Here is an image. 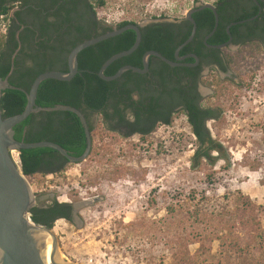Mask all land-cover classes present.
<instances>
[{
  "label": "rangeland",
  "instance_id": "obj_1",
  "mask_svg": "<svg viewBox=\"0 0 264 264\" xmlns=\"http://www.w3.org/2000/svg\"><path fill=\"white\" fill-rule=\"evenodd\" d=\"M203 1L106 0L99 16L108 24L142 23L161 13L184 16ZM244 61L234 65L237 73L245 70L244 80L225 81L220 97L206 99L220 109L206 127L223 145L226 161L191 167L194 136L182 111L144 139L110 131L94 115L84 161L68 164L62 174L27 178L35 202L73 203L79 210L76 223H53L66 261L264 264V245L255 238L264 227V61ZM191 189L194 199H188Z\"/></svg>",
  "mask_w": 264,
  "mask_h": 264
},
{
  "label": "trees",
  "instance_id": "obj_2",
  "mask_svg": "<svg viewBox=\"0 0 264 264\" xmlns=\"http://www.w3.org/2000/svg\"><path fill=\"white\" fill-rule=\"evenodd\" d=\"M18 0H0V15H5L8 19L11 16V10L14 2ZM106 0H51L43 2L41 8L47 11L53 4L58 5L55 12L57 19H60L59 27L62 28L60 36L68 38L67 44L50 45L46 41L38 42L33 46L32 52L28 55L31 65H26L25 58L18 55L14 57V68L9 75V83L20 87L26 91L29 90L33 80L41 73L49 70L67 71V56L70 50L78 43L98 36L102 33L112 30L101 24L99 13L106 7ZM11 20L12 17H10ZM100 18V19H99ZM102 20V19H101ZM129 23H136L133 20H123L117 23V27ZM44 26V24H43ZM19 26H7L6 33L0 32V76L6 77L11 67V55L17 46L14 39L15 32ZM176 25H157L150 29L141 30V42L138 48L128 56L122 57L111 63L104 71L105 75L114 74L123 65L142 66V56L148 50H156L163 56L171 58L174 49L183 41L176 38ZM135 40V33L128 29L114 37L107 38L96 44H93L78 54V72L68 81L56 79L43 80L37 91L36 104L39 107H54L56 105H65L80 110L88 123L89 129L93 130L90 117L98 113L103 119V124L110 130H113L111 124L112 110L120 119H123L120 105H128L135 114L140 116L144 111L148 117L143 120L148 121L150 126L144 134L151 132L156 120L152 117L161 113L158 110L156 97L150 95L149 103L145 110L138 105L144 106L147 99L144 93L139 100H133L131 94L133 88H128L127 81L118 83L119 80L106 81L98 76V70L101 65L113 54L128 49ZM11 44V45H10ZM191 46L186 45L184 51ZM238 62L237 58H232L229 65ZM239 76H241L238 71ZM138 73L126 71L121 76L128 80L131 76ZM161 77V85L171 95L175 90L178 94L174 102L181 105V111L185 114L187 123L191 129L193 144L195 145L193 154L190 158L191 167L198 168L202 162L213 165L217 160L226 161L223 145L211 136L206 127L207 121L218 118L220 114L219 107L210 104L202 105L199 94L195 91V85L187 78L182 76L179 82L175 84L169 81L167 75L162 72L158 74ZM121 78V77H120ZM244 77H241V80ZM210 85H221V81L213 77L206 83ZM143 90V89H142ZM139 89L140 93H142ZM175 92V93H176ZM220 93V92H219ZM173 95V94H172ZM216 97H220L218 90ZM214 98V97H213ZM156 99V101H155ZM128 103H127V102ZM26 105V95L23 91L14 88L2 90L0 99V108L3 117L12 116L21 113ZM165 103V117L161 122L165 125L170 124V107ZM137 121V124L140 123ZM124 126L135 131L136 123L125 120ZM14 137L19 141L38 142L52 141L61 145L72 155L80 156L86 146L85 132L79 117L68 110L39 111L30 114L24 121L13 128ZM144 137V136H142ZM20 165L26 178L37 174H62L66 166L70 164L65 157L56 150L49 147L27 148L19 151ZM188 199H194L197 193L196 189L190 190ZM203 200L207 199L204 194L199 195ZM66 203H54V207L42 208L33 206L30 209V217L36 224L45 225L49 228L53 226L56 213L60 211L62 205ZM67 205V204H66ZM195 215L198 217V213ZM204 220V218H200ZM255 238L260 244L264 245V227H258ZM220 245L225 242V235L217 237Z\"/></svg>",
  "mask_w": 264,
  "mask_h": 264
},
{
  "label": "flooded vegetation",
  "instance_id": "obj_3",
  "mask_svg": "<svg viewBox=\"0 0 264 264\" xmlns=\"http://www.w3.org/2000/svg\"><path fill=\"white\" fill-rule=\"evenodd\" d=\"M45 1L51 2V0H18L13 3L14 6L10 13V17L13 20L10 17L8 19L7 26H19L14 36L17 46L12 55L15 54V56L18 55L20 58H25L26 65H31L28 55L32 52L33 46L38 42L46 41L50 45H63L68 42L67 37L60 36V31L62 30L58 26L60 19H57L53 13L57 10L58 5L53 4L46 11L41 8V5ZM205 5H211L213 9L205 7ZM193 9L195 11L191 13V17L195 21V34L193 39L188 43H191V46L185 51L184 48L188 44L183 46L179 51L181 58L177 59L175 56L176 48L189 37L194 27V24L186 17V13ZM215 12L217 15V26L211 34L216 24ZM186 13L184 16H174L173 18H169L165 13L151 15L149 20L142 22L140 30L145 28L150 29V27H156L157 25L174 24L176 25V38L178 40L183 38V41H180L174 49L172 57L168 58L175 62V65H170L160 58L151 56L146 72L131 76L129 80L122 76H120L121 78H117L119 80L118 83L127 81L128 88H133L131 94L133 100H139L141 95L143 96V93L147 97L144 101V106L138 105L137 108L141 107L142 110H145L149 103L148 97L150 95L156 97L158 110L161 113L155 114L152 117L153 120H156L152 131L144 134V131H147L150 126L148 121L143 120L144 117H148L146 112L144 113L143 111L140 116H137L131 107L121 104L120 108L123 110V119H120L112 110L111 124L113 132L125 138L138 135L141 136L139 138L144 139L147 138L145 136L153 133L158 125H165L161 122L166 116L165 103L169 106L174 105L170 107V121L177 111H181V105L173 101L177 100V92L174 90L170 95L166 91L165 87L161 85L162 79L158 75L160 72L167 75L169 81L173 82L175 86L182 76L191 81L195 85V91L200 96L199 101L205 106L206 99L212 97L211 95L215 96L216 90L221 86H214L213 84L208 86L206 83H208L209 79L216 77L222 84L225 81H234L235 78L240 80L244 75V69L240 73L241 76L234 71V62L230 65L228 64L232 58H237L238 62L243 63L245 62L244 60H253L254 62L264 61V0H207L201 3H193ZM100 21L103 26L112 29L116 28L118 23L108 24L101 19ZM237 64L239 65L240 63ZM241 83L245 84L244 82ZM202 88L207 89L206 95L203 93ZM139 89H143V92L140 93ZM94 115L100 117L98 113H94L90 117L91 124ZM139 117L141 122L137 124ZM100 118L103 121L102 117ZM125 120L135 122L137 129L132 131L126 128L124 126ZM55 202L58 204L63 203L51 200L45 204L35 202L34 206L53 208ZM66 204L62 205L60 211L56 213L57 218L55 220L66 219L76 223L79 219L76 213L79 210H77L73 203Z\"/></svg>",
  "mask_w": 264,
  "mask_h": 264
},
{
  "label": "water",
  "instance_id": "obj_4",
  "mask_svg": "<svg viewBox=\"0 0 264 264\" xmlns=\"http://www.w3.org/2000/svg\"><path fill=\"white\" fill-rule=\"evenodd\" d=\"M213 9L211 5H205ZM195 11L189 10L186 13L187 19L193 24V30L189 37L180 44L175 50V56L180 59L179 51L183 46L188 44L195 34V21L191 17V13ZM216 24L211 32H214ZM142 23H129L121 27L113 28L110 31L102 33L98 36L84 40L75 45L67 56V71L49 70L39 74L32 82L28 91L11 85L8 77L14 68V56L11 57V67L8 75L4 78L0 76V99L2 90L6 88H14L23 91L26 95V105L21 113L3 117L0 108V264H47L45 256V248L47 241H51V249L49 252V261L51 264H85L81 262H70L65 259L58 258L59 245L56 235L45 225L36 224L30 217V209L34 206L35 196L31 186L18 164L11 155V150L20 151L27 148L49 147L60 153L67 159L69 163H80L84 161L92 148V132L84 114L73 107L65 105H56L54 107L42 108L36 104V96L40 83L46 79H56L61 81L71 80L78 72V54L83 49L96 44L102 40L121 34L125 30L131 29L135 33L133 44L125 50L117 52L110 56L98 70V76L106 81H112L119 78L124 72L132 70L137 73H144L148 70L151 56H155L170 65L176 63L163 56L156 50H148L142 56V67L134 65H123L114 74L105 75V69L119 58L125 57L133 53L141 42ZM221 46V45H220ZM197 59L195 55H193ZM51 110H68L74 112L80 119L86 139V146L80 156L72 155L58 143L52 141L24 142L15 139L14 126L24 121L30 114L39 111ZM76 206V205H75ZM77 207V206H76Z\"/></svg>",
  "mask_w": 264,
  "mask_h": 264
},
{
  "label": "built area",
  "instance_id": "obj_5",
  "mask_svg": "<svg viewBox=\"0 0 264 264\" xmlns=\"http://www.w3.org/2000/svg\"><path fill=\"white\" fill-rule=\"evenodd\" d=\"M7 24H8V18L5 15H0V30H1L2 33H6ZM10 153H11L13 159L18 164H20L19 152L16 151V150H11ZM50 176H52L51 173H50ZM52 231H53V226H52Z\"/></svg>",
  "mask_w": 264,
  "mask_h": 264
},
{
  "label": "bare ground",
  "instance_id": "obj_6",
  "mask_svg": "<svg viewBox=\"0 0 264 264\" xmlns=\"http://www.w3.org/2000/svg\"><path fill=\"white\" fill-rule=\"evenodd\" d=\"M50 249H51V241L48 240L47 241L46 248H45V256H46V262H47V264H51L50 261H49V252H50ZM63 257H64V255L59 251L58 252V258L64 259Z\"/></svg>",
  "mask_w": 264,
  "mask_h": 264
}]
</instances>
